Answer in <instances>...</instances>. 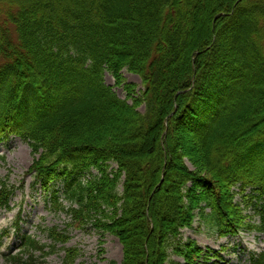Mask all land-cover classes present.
<instances>
[{
    "label": "trees",
    "instance_id": "trees-1",
    "mask_svg": "<svg viewBox=\"0 0 264 264\" xmlns=\"http://www.w3.org/2000/svg\"><path fill=\"white\" fill-rule=\"evenodd\" d=\"M209 4L0 0V133L30 141L37 166L61 175L60 210L117 236L123 264H189L181 232L195 209L213 228L264 231V0ZM124 68L144 82L134 95L126 85L127 99L104 77ZM220 183L230 205L232 186L250 187L261 222L223 216ZM77 256L69 249L65 264Z\"/></svg>",
    "mask_w": 264,
    "mask_h": 264
},
{
    "label": "rangeland",
    "instance_id": "rangeland-1",
    "mask_svg": "<svg viewBox=\"0 0 264 264\" xmlns=\"http://www.w3.org/2000/svg\"><path fill=\"white\" fill-rule=\"evenodd\" d=\"M214 1L216 0H209V3L212 4ZM209 9L210 7L208 11L206 10L207 14ZM206 15L200 16L201 20ZM204 21L200 22V31L206 27ZM121 73L120 80L109 71L105 73L106 83L112 86L121 98L126 99L128 97L126 89L128 84L133 86L131 89L132 95L139 94L144 89V82L139 74L130 72L127 68L121 70ZM129 102H133L131 98H129ZM139 109L144 111L143 106ZM36 158L32 146L19 137H11L9 140L0 143V183L16 187L11 199V208L3 209L0 213V240L5 244L3 250L6 253L16 252L19 249L17 244H20L21 234H32L42 243H50L51 241L41 229L58 227L60 231L68 232L70 240L64 245H57L58 250L50 253L44 259L43 264H64L65 251L62 250L63 247H70L73 251L76 250L79 253L73 264H122L123 246L117 236L95 227L82 228L78 224L68 229L67 222H71L68 216L62 213L56 215L47 210L41 194L32 188L34 177L28 171L37 170L41 174L44 172L43 168L50 169V167H45V161H40V165L37 166L38 161H36ZM220 185L221 197L218 204L215 205L216 209L223 213V216L227 212L231 222L237 218V215H242L246 219V215L251 216L247 208L238 204L240 196L236 195L232 200V203L235 204L236 202L237 206L230 205L231 197L227 195L230 188L224 184L222 185V183ZM197 188L199 189L197 190ZM197 188L194 194L197 195V198L199 195V200L203 201L201 202L203 210L209 212V206L205 202V192L201 186ZM20 208L22 211L21 233L13 228ZM195 210L191 223L186 225L187 228H182L181 232L185 248L189 250L190 255L192 254L188 259L189 264H245V261L237 260L234 249H232L234 243L242 241L243 244L239 245L246 250H259V248L264 247V237L256 238L255 232L243 235L239 241L236 237L220 236L219 233L214 232L200 219V209ZM234 240L235 242H233ZM209 256L212 258L211 260L208 259ZM175 260L179 264H188L187 260L182 257H177ZM217 260L218 263H215ZM0 264L11 263L3 255H0Z\"/></svg>",
    "mask_w": 264,
    "mask_h": 264
},
{
    "label": "bare ground",
    "instance_id": "bare-ground-1",
    "mask_svg": "<svg viewBox=\"0 0 264 264\" xmlns=\"http://www.w3.org/2000/svg\"><path fill=\"white\" fill-rule=\"evenodd\" d=\"M164 178H165V174L162 175V181L164 180Z\"/></svg>",
    "mask_w": 264,
    "mask_h": 264
}]
</instances>
